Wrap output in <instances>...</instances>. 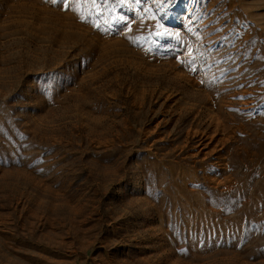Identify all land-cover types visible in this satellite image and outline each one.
<instances>
[{"label":"rangeland","instance_id":"obj_1","mask_svg":"<svg viewBox=\"0 0 264 264\" xmlns=\"http://www.w3.org/2000/svg\"><path fill=\"white\" fill-rule=\"evenodd\" d=\"M69 5L0 0V264H264V0Z\"/></svg>","mask_w":264,"mask_h":264},{"label":"snow or ice","instance_id":"obj_2","mask_svg":"<svg viewBox=\"0 0 264 264\" xmlns=\"http://www.w3.org/2000/svg\"><path fill=\"white\" fill-rule=\"evenodd\" d=\"M46 2H49V3H52V4H58V3H62L63 4V8L64 10H68L70 5H69V0H46ZM91 4L97 8V9H100L101 10V13H102V10L103 8L105 7V5L107 4L108 0H90ZM118 2L120 3H123V0H118ZM81 20H84V17L81 16L80 17ZM121 20H123L124 18L121 17L120 18ZM126 23V27H128V30L131 31V26H130V23L128 22H125ZM96 27H99V25H95ZM161 25L157 24L156 25V31H155V35L161 39L165 38L166 36H169L170 33L167 32L166 30L165 31H161Z\"/></svg>","mask_w":264,"mask_h":264},{"label":"bare ground","instance_id":"obj_3","mask_svg":"<svg viewBox=\"0 0 264 264\" xmlns=\"http://www.w3.org/2000/svg\"><path fill=\"white\" fill-rule=\"evenodd\" d=\"M216 122V121H215ZM215 125H219V124H215ZM233 130V129H232ZM219 134V133H218ZM228 135V134H227ZM209 138L211 139V138H213V136H209ZM222 138V137H221ZM215 140V139H214ZM213 150H208V152H206L205 153V155L207 156L209 153L211 154V152H212ZM202 153V152H201ZM220 158V157H219ZM205 159H207V158H205ZM204 158H203V160H201V161H199L200 162V164H201V166H202V171H203V177L205 178V179H208V181L210 182V180L213 182L214 180H215V178L217 177H215V175H216V172L218 171V169H211V171H209V170H207V166H208V164H207V162H206V160H205ZM218 160H220V159H218ZM218 160L216 159V161L218 162ZM219 163V162H218ZM212 164V163H211ZM223 166V165H222ZM221 166L219 165L217 168H220ZM218 173V172H217ZM213 177H215L214 179H213ZM218 179V178H217ZM216 181V180H215ZM218 181V180H217ZM216 181V182H217ZM220 181V180H219ZM229 181V180H228ZM216 182H214V183H216ZM221 183V182H220ZM228 183V182H227ZM222 185V184H221ZM216 187V186H215ZM225 187H226V185H225Z\"/></svg>","mask_w":264,"mask_h":264}]
</instances>
